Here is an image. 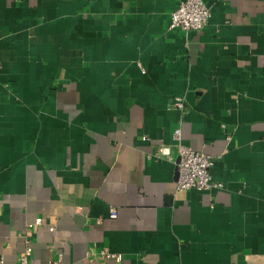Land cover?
Returning a JSON list of instances; mask_svg holds the SVG:
<instances>
[{
    "label": "crops",
    "instance_id": "0c3cea01",
    "mask_svg": "<svg viewBox=\"0 0 264 264\" xmlns=\"http://www.w3.org/2000/svg\"><path fill=\"white\" fill-rule=\"evenodd\" d=\"M177 1L0 0V264H264V0ZM175 128L220 187L176 188Z\"/></svg>",
    "mask_w": 264,
    "mask_h": 264
},
{
    "label": "built area",
    "instance_id": "2783aa9c",
    "mask_svg": "<svg viewBox=\"0 0 264 264\" xmlns=\"http://www.w3.org/2000/svg\"><path fill=\"white\" fill-rule=\"evenodd\" d=\"M210 17V8L202 0H178L174 9L170 12V28H180L185 32L199 31L207 23ZM171 105L177 108L183 106V98L180 96L173 97ZM172 136L175 140L177 148L178 161L175 164V185L178 190H186L188 188H196L198 190H206L210 188H218L221 186L219 182L211 180L209 169L213 164L214 157L208 153L185 146L180 142L181 131L179 128L173 130ZM171 153L170 147L165 144H158L152 153L153 157L162 158L169 157ZM116 211L110 210L109 216L116 217ZM43 219L37 217L29 224V227L42 225ZM53 229V226H49ZM31 246L26 244L23 250L18 254L16 264H32L30 261ZM102 257H113L114 253L102 249L100 252Z\"/></svg>",
    "mask_w": 264,
    "mask_h": 264
},
{
    "label": "water",
    "instance_id": "95a60500",
    "mask_svg": "<svg viewBox=\"0 0 264 264\" xmlns=\"http://www.w3.org/2000/svg\"><path fill=\"white\" fill-rule=\"evenodd\" d=\"M178 161V158H177V160H176V162Z\"/></svg>",
    "mask_w": 264,
    "mask_h": 264
}]
</instances>
